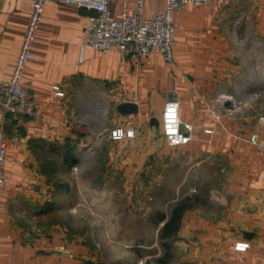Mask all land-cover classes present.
<instances>
[{"label": "crops", "instance_id": "1", "mask_svg": "<svg viewBox=\"0 0 264 264\" xmlns=\"http://www.w3.org/2000/svg\"><path fill=\"white\" fill-rule=\"evenodd\" d=\"M163 6L164 0H145L143 14ZM30 10L29 0H0V81L12 72ZM109 10L117 16L119 1L112 0ZM93 13L72 3L44 4L34 58L22 79L40 105L39 118L0 112V127L8 136L0 264L94 260L89 230L73 225L76 190L69 178L70 167L80 162L75 150L86 148L106 149L100 180L119 183L126 192L161 155L186 156L185 183L192 176L199 179L204 164L217 167L211 158L221 156L228 172L219 203L185 210L175 240L179 260L264 264V148L248 141L253 131L264 140V124L226 111L216 121L211 109L221 74L232 68L227 56L241 23L264 44V0H208L175 10L173 63L155 50L132 61L115 46L103 52L82 47L83 28ZM53 84L63 95L52 92ZM170 98L178 101L180 119L192 124L191 139L178 146H169L161 130V112ZM124 101L134 102L137 111L123 113ZM119 126L134 135L111 139L110 130ZM237 242L248 245L238 250Z\"/></svg>", "mask_w": 264, "mask_h": 264}, {"label": "rangeland", "instance_id": "2", "mask_svg": "<svg viewBox=\"0 0 264 264\" xmlns=\"http://www.w3.org/2000/svg\"><path fill=\"white\" fill-rule=\"evenodd\" d=\"M232 49L227 56L232 68L220 76L217 99L229 94L244 100L247 106L242 115H248L254 121L264 114L263 40L258 34L251 33L242 22L233 38ZM105 152L104 148L77 149L75 154L80 162L69 169V178L73 179L72 185L76 190L72 197L73 225L76 229L84 226L89 230L92 255L95 257L87 264H182L178 243L175 245L179 229L169 239L170 257L164 262L157 260L163 254L158 234L164 221H158L157 217L160 212L168 217L173 205L183 199L189 205L186 209L217 206L220 198L218 191L224 174L228 172L225 159L212 157L213 161H217V167L204 164L199 179L194 181L192 176L185 183L186 156L182 152L172 157L161 155L153 162L147 175V169H144V175L129 182L132 185H128L130 189L127 192L130 193H127L120 189L119 183L108 178L100 180L101 171L105 169ZM88 184L89 190L85 187ZM78 189L81 193L85 190V196L79 195Z\"/></svg>", "mask_w": 264, "mask_h": 264}, {"label": "built area", "instance_id": "3", "mask_svg": "<svg viewBox=\"0 0 264 264\" xmlns=\"http://www.w3.org/2000/svg\"><path fill=\"white\" fill-rule=\"evenodd\" d=\"M31 10L27 18L25 30L10 76L0 81V112L18 118H39V103L23 85V74L26 64L34 58L33 43L36 31L41 20L43 6L49 1L72 3L84 7L95 13L88 15L83 28L81 46H89L98 51H106L118 47L124 58L137 61L150 50L157 51L164 62L173 63V46L175 44V20L173 12L182 9L186 4H206L208 0H164V6L152 14H143L145 0H118L119 12L112 16L109 4L112 0H29ZM52 92L63 95L58 84H53ZM228 103V104H227ZM244 100L236 99L232 95L222 96L211 104L214 119L219 121L222 112L243 114L246 109ZM178 101L170 98L164 104L161 112V130L165 142L169 146H178L187 143L190 139L192 124L183 122L178 115ZM256 122L264 124V114H260ZM211 133L213 128H205ZM132 129L115 127L110 130L109 137L117 140L124 136H133ZM259 131H253L248 141L264 148V140L259 137ZM8 136L0 127V201L5 179L4 166L8 161ZM246 242H237L235 248L244 250Z\"/></svg>", "mask_w": 264, "mask_h": 264}, {"label": "trees", "instance_id": "4", "mask_svg": "<svg viewBox=\"0 0 264 264\" xmlns=\"http://www.w3.org/2000/svg\"><path fill=\"white\" fill-rule=\"evenodd\" d=\"M189 205L187 202L183 199L177 202L176 204L173 205L171 208L170 214L168 217H165V214L160 212L157 220L158 221H163L160 229H159V234L158 237L160 239V244L163 248V254L157 259L159 262H164L166 261L170 255V249H171V244L169 239L177 232L180 226L181 222V217L183 211L188 208ZM149 264V263H147Z\"/></svg>", "mask_w": 264, "mask_h": 264}, {"label": "water", "instance_id": "5", "mask_svg": "<svg viewBox=\"0 0 264 264\" xmlns=\"http://www.w3.org/2000/svg\"><path fill=\"white\" fill-rule=\"evenodd\" d=\"M119 107L121 108L123 113H134L137 111V105L134 102L130 101H124L120 103Z\"/></svg>", "mask_w": 264, "mask_h": 264}]
</instances>
